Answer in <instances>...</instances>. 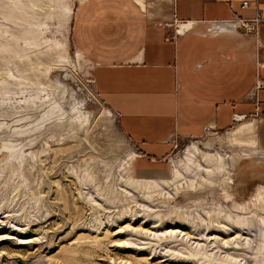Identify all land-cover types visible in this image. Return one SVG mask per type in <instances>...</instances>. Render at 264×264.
I'll return each mask as SVG.
<instances>
[{
	"label": "rangeland",
	"instance_id": "obj_1",
	"mask_svg": "<svg viewBox=\"0 0 264 264\" xmlns=\"http://www.w3.org/2000/svg\"><path fill=\"white\" fill-rule=\"evenodd\" d=\"M18 1L0 0V264H264V158L203 188L127 187L169 179L171 160L183 171L192 144L229 149L204 133L139 170L72 41L79 0Z\"/></svg>",
	"mask_w": 264,
	"mask_h": 264
},
{
	"label": "crops",
	"instance_id": "obj_2",
	"mask_svg": "<svg viewBox=\"0 0 264 264\" xmlns=\"http://www.w3.org/2000/svg\"><path fill=\"white\" fill-rule=\"evenodd\" d=\"M72 14V41L139 170L211 132L227 164L264 158V0H79Z\"/></svg>",
	"mask_w": 264,
	"mask_h": 264
},
{
	"label": "bare ground",
	"instance_id": "obj_3",
	"mask_svg": "<svg viewBox=\"0 0 264 264\" xmlns=\"http://www.w3.org/2000/svg\"><path fill=\"white\" fill-rule=\"evenodd\" d=\"M18 2H19L18 4L15 3L14 5H8L7 7L12 8L11 6H13L14 8H20V11H21L22 9H24V5L20 4V2L21 3L23 2V0H19ZM6 3H9V2H6ZM235 158H236L235 155L230 156V159H235ZM128 160L130 164L132 160V156H130ZM181 166H183V171L178 170L177 168L178 166L176 167L175 165L172 164L171 177L168 181H165V182H159V181L140 182V181H135L133 179H130L129 178L130 175H129L128 180L125 184L127 187L129 186V188L135 190L136 192L143 193L142 195L143 196L146 195L147 198L148 197L152 198L153 196L159 194V192H162V190L164 189L166 190H169L172 188L178 189L179 187H181V188L192 190V189H197V188H203L211 184L213 180L212 178L214 177L216 173L220 174L223 172L226 173L228 171L227 155L221 154L219 152H215L212 154L202 153L200 152L196 144H192L184 151L183 157L181 159ZM227 181L228 180H226L225 182ZM259 222L263 224L264 226L263 221H259ZM231 224L237 225V223L235 222L232 223V221H231Z\"/></svg>",
	"mask_w": 264,
	"mask_h": 264
},
{
	"label": "built area",
	"instance_id": "obj_4",
	"mask_svg": "<svg viewBox=\"0 0 264 264\" xmlns=\"http://www.w3.org/2000/svg\"><path fill=\"white\" fill-rule=\"evenodd\" d=\"M256 2H257V0H256ZM247 4H248L247 2H242V7H246ZM255 21H258V20L256 19ZM234 120H235V117H234Z\"/></svg>",
	"mask_w": 264,
	"mask_h": 264
}]
</instances>
